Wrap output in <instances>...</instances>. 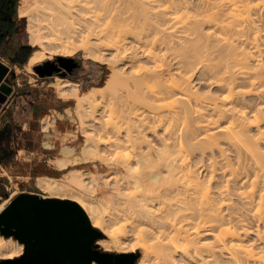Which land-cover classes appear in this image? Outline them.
<instances>
[{
  "label": "bare ground",
  "instance_id": "1",
  "mask_svg": "<svg viewBox=\"0 0 264 264\" xmlns=\"http://www.w3.org/2000/svg\"><path fill=\"white\" fill-rule=\"evenodd\" d=\"M107 1L18 0L17 6L18 16L26 22L28 43L34 47L25 67L30 68L44 59L46 51L71 55L81 50L88 57L103 60L100 48H105L108 43L109 48H106L114 49L112 62L126 58L132 68L128 74L113 67L108 81L118 78L131 83L154 118L152 125L138 129L135 134L140 135L147 128L155 132L162 127L161 136L158 134L161 145L157 155L154 158L148 152L138 155L140 163L148 168L143 177L144 184H157L160 192L174 201L172 215L158 216L149 202L126 210L124 219L126 221L129 216L127 221L131 223L127 232L133 235L137 232V236L132 243L128 233L131 243H125L122 239L127 236L126 229L114 230L117 227L123 229L119 224L124 227L125 221L116 222V227L110 225L97 198L73 192L71 199L84 209L91 224L107 236L98 239L97 243L105 250L115 249L119 253L139 247L141 254L136 264H264V154L259 148L264 140V41L261 40L264 34L261 37L259 25L256 33L251 32L256 30L251 17L264 7V2ZM99 2L107 11L102 20L98 17ZM249 28L252 29L250 32ZM148 31L153 32L151 40ZM241 32L255 33L250 37L244 34L248 38H244V43L250 48L244 45ZM232 34L237 36L234 40L242 42L246 48H240L242 43H233L231 38L235 36ZM91 36L105 45L98 49L99 43L92 44ZM129 37L134 44H129ZM205 38L212 42H206L210 47L206 48V54L215 52L216 55L210 53V62L201 67L210 66L203 70L211 69L206 70L211 74L207 76L211 79L208 84L221 89L218 96L200 95L191 84L194 72L189 69L195 67L193 65H202L200 59L207 56L205 51L204 55L202 53L206 46L198 45L200 40V43L203 41L201 44H206ZM144 39L148 43H143ZM214 44L216 47L212 48ZM197 46L203 49L201 53ZM137 47H143L138 50H142L141 54L151 65L139 63L141 54ZM211 48L215 51H209ZM193 54L201 58L197 59ZM215 56L218 58H212ZM190 57L198 64L189 60ZM206 61L201 62L206 64ZM57 80V89L72 85L70 80ZM149 80L152 82L147 83ZM163 100L166 101L162 103ZM81 105L82 101L77 98V107ZM48 119L47 124L50 123ZM254 125L261 126H258L257 134L252 135L249 131ZM127 136L132 138L134 135ZM92 145L89 137L78 153L69 144L62 147L61 153L76 155L71 162H81ZM194 158L206 161L207 170H204L207 174L202 176L205 179L196 173L198 165H194ZM200 162L195 164L201 166ZM57 163L59 167L67 165L62 159ZM75 170L78 168L71 169L69 181L80 184ZM36 186L56 196L66 190L64 184L49 177L37 178ZM10 188L8 196L0 200V211L19 192L16 183ZM130 216L136 222L134 226ZM21 252L22 244L12 237L0 235V258H12Z\"/></svg>",
  "mask_w": 264,
  "mask_h": 264
},
{
  "label": "rangeland",
  "instance_id": "2",
  "mask_svg": "<svg viewBox=\"0 0 264 264\" xmlns=\"http://www.w3.org/2000/svg\"><path fill=\"white\" fill-rule=\"evenodd\" d=\"M109 1L111 2L112 0H108L107 2ZM256 1H259L258 3L264 2V0H255V2ZM101 3L102 2H99L98 4V9L100 12L98 11V9L97 12H99L98 17H100V19L102 20L106 17L103 14H106L107 11L106 9L101 7ZM162 4L165 5L164 2ZM263 6L261 5V7ZM162 7L164 8V6ZM263 8H260L261 10L258 11L254 17H251L254 19V21H251V23L252 22L254 23L253 28H255L256 30L251 31L252 29L250 28L248 29L249 32L251 31L256 33L257 29L259 28L261 30L260 31L261 37L264 36V35L262 36V34H264V32L262 33V30L264 29H261L264 27V25H262V23H264L263 21L264 17H259V16L260 15L264 16ZM259 13L260 15L258 16L257 14ZM260 18H262V20ZM256 23L257 25H255ZM25 24H26L25 20L19 17L18 30H19L20 40H22L25 43H28ZM250 24L249 27L251 26ZM203 31H205V29ZM149 32L150 31H148V33ZM249 32L240 33V36L243 34L241 36L243 37L242 41L244 40V38L245 40L247 38L244 37L245 36L244 34H248V36L250 37L251 33L249 34ZM152 33L153 32L151 31V33H149V36ZM227 34L229 33L227 32ZM253 34H251V36ZM232 35L235 36L234 38H231L234 40L237 36L235 34ZM150 38L151 36L149 37V39ZM206 38L208 39V37ZM203 39L204 38H202L201 40ZM207 39L204 41L205 43L206 42L212 43L209 42ZM210 39H213V37ZM245 40L243 41V43L245 42ZM249 40L252 41V39ZM261 40L264 41V39ZM91 41L93 42L92 44L96 42L99 43L98 44L99 47L96 46L98 49L104 44L101 43L102 44L101 45L100 40H96V38L92 36H91ZM102 41L107 43V41L104 40ZM128 41L129 44H134L131 37L128 38ZM200 41L198 45H201V47L207 45V43L201 44L203 43V41L201 43ZM234 41L235 42L233 43H237L240 45L242 43V42L240 43L239 41L236 42L237 40ZM145 42L146 39H144L143 43ZM214 42L215 41H213V43ZM146 43H148V41ZM243 43L241 46L239 45L240 48L247 44L244 43L243 45ZM107 46L108 43L107 45H105V48L104 47L100 48V52L104 58L103 60L96 59L91 56L88 57L81 50H77L71 55H63L60 53L49 54V51H46L47 56L44 59H51L52 61L58 63L57 71L53 72L51 77H45L43 79L39 78L32 69V66H34L35 64L32 65L30 68L26 67L30 75H32L30 76L32 83H37L38 85L36 86L38 87L37 89H39V87H41L40 89H42V87H46L47 82H51V85L47 89V93L51 95V98L54 99V101L57 103L56 110L55 111L52 109L46 110L43 112L42 115V119L50 118V117L53 118V122L49 131L50 135L48 137L45 136L44 132H42L41 129L38 130V126L42 124V119H40L39 122L38 117H36L35 121L30 124L32 130H35V132L37 133L36 136L37 141L40 140L41 142L40 147L41 148L43 147L46 150L41 152L42 155L41 154L20 155L19 158L13 163L11 167L4 170V173L8 180L5 187L8 191V194L10 192L11 189L10 187L12 186V184L16 183L17 187L19 188L18 193L22 191L35 192L40 195L42 194V196L71 199L73 197L72 193L77 192L83 197H95L102 204L101 205L103 211L102 214L104 215L105 220L111 221V223L109 224L110 225L113 224V226L115 225L116 222L123 223L125 221L126 218L124 217V213L126 212V210L137 208V204H141L143 202L152 203L153 208L157 213V215L165 218L170 213L172 215L173 213L172 208H175L174 205L175 203L173 200H171V198L166 197L167 195H164L160 192L159 186H157V184H144L143 177L144 174L148 171V168L140 163L139 155H138V153H145V152H148V154L152 155L153 158L155 157L154 155H157V149H159V146L161 145L159 140L160 137L158 136V134L161 136L162 127L157 128L155 132L147 128L140 135L135 134L138 129H142V127H149L150 125H152L154 118L150 111V108L143 102L142 97L135 92L134 87L131 83H127L126 81H122L121 79L118 80V78H116L114 81L111 82L108 81L110 75L114 70L113 67L119 69L121 68V70H124V72L128 74H129V70L132 71V68L130 69L131 66H128L129 64L126 63L125 61L126 58H122L123 60L121 59L122 61H118L119 63L118 62L113 63L111 54L114 52V49L113 48L107 49L109 48ZM143 47H141L142 50ZM201 47L200 48L198 47L199 50H201L200 53L203 50L201 49ZM214 47H216V45L213 46L212 48ZM246 47L250 48V46L247 45ZM141 48L137 47V51L140 54L142 50H138V49ZM145 48L147 47H144V49ZM206 48L209 49L210 47L206 46L204 48L205 50H203L202 53L204 55V51H205V55L207 56L201 55L202 58L206 57L204 58L208 61V62L206 61V64L204 62H201L204 59H202L201 57H196L199 56L198 55L200 54L198 53L199 51H197L198 54L194 52V54L195 53L197 54L196 56L193 54V57H196L197 59L201 58L200 59L201 61L199 63H201L202 65L191 64L195 66L192 67V69H189V71L192 70L194 72L192 75L193 82L191 84H193V90L194 91L197 90V92L199 91L198 93L200 95L202 93L203 95L206 93L204 96L210 94L213 96H215L216 94L218 96L221 89L215 85L213 86V84H211L212 86L208 84V80H211L210 78L207 77L209 73L206 72L207 69L205 71L203 70L210 66L203 68L201 67L207 65L210 62L209 61L210 59L208 58H210L209 54L211 52H209V54H206L207 53ZM212 48L209 51H215ZM126 54L129 53L126 51ZM212 55H216V53L215 52L214 54L211 53V56ZM139 56L141 59L139 63L144 62L146 66L151 65V62L148 59H146L144 55L141 54ZM142 57L145 58L146 60L143 59ZM193 57H190L189 60H192L191 58ZM216 57L217 56L212 58H216ZM168 60H170V58H168ZM194 61L195 59L192 60V62ZM211 61H213V59ZM146 62L150 64H146ZM196 62H194V64H198ZM218 62L219 59L216 60V64ZM212 64L215 63L212 62ZM172 67L174 69L175 64ZM209 71H211V69ZM57 78H60L61 81L70 80L72 85L70 87L57 89L55 87V83L58 81ZM41 80L45 81L43 86H40ZM149 82L152 81L149 80L147 83ZM142 86L146 88L144 84H142ZM50 89L55 90L56 93H58V95L63 100H57V99L55 100V96L52 95ZM74 93L76 94V96L74 95ZM67 98H71V99H67ZM77 98H80V100L82 101V105L80 107H77ZM47 100L48 97L45 99V102H47ZM164 101L166 100H163L162 103H164ZM11 104H13V101L12 98L9 97L8 107H11ZM5 106L6 104L4 105V107ZM37 116H39L38 113ZM258 126L257 127L255 125L252 126L249 132H251V134L253 132L252 135L257 134L256 132L259 129ZM128 134H133L134 136L132 138H129L127 136ZM89 137L93 145L90 147L91 151L87 153V155H85V159H84V161L85 160L90 161L89 163L77 165V166H72L70 164L67 169H59L56 166L54 161L57 158L64 157L63 153H61V147L63 145L65 144L72 145L75 149V153H78L82 143H84V140ZM23 138L32 139V135H27V136L25 135ZM45 142H48L50 144V147H47L44 144ZM263 142L260 143L261 145L259 148L260 151H262V153L264 154V144H262ZM194 155H200V154L195 153ZM195 158L198 157L196 156ZM195 158L194 160H196ZM197 161L198 162L201 161L200 163L202 164L203 160L200 161L196 160V162ZM68 162L71 163V161ZM195 163H194L195 166L198 165L196 167L198 169L196 173L199 175L201 179H205L204 177L207 174L206 171L207 165L205 164L206 161L205 160L203 161L204 163L202 164L204 166L203 168L202 165L199 166V163L197 164ZM75 168H78V170L77 171L75 170L74 172L78 174V179H81L80 184L78 183L76 184V181L75 182L69 181V175L71 173L70 169H75ZM130 168H132L131 170H133V172L131 171L132 173L131 175L129 174ZM39 177L54 178L56 181L64 184L66 190L62 194H60V196L51 195L49 192L45 190H40V188L36 186V181L37 178ZM127 215L128 214H126L125 216ZM131 217L132 216H130V220ZM127 218L129 219V216ZM126 221L124 222V227L122 226L123 224H119V227L120 228L122 227L123 229H118L117 227L114 228V230L116 229L118 231L119 230L122 231L126 229L124 230V232H126L125 234L127 236L123 237L122 240L125 243L126 242L134 243L135 241L133 238L136 239L137 232L136 234L134 233V235L133 233H130V231L127 232L128 229L131 228V226L129 225L131 223L127 221L128 222L127 224ZM131 222L133 223L132 226H134V223H136L133 222L132 220ZM96 228L102 233L101 237L98 239L107 238V236L102 232L100 228L98 227ZM133 229L134 228H132V230ZM137 229L134 230L137 231ZM128 233H130V236L128 235ZM128 236L131 237L132 240L129 238L131 242H129ZM253 237H249V238H253ZM98 239H96L94 243L99 250L108 251L112 253H119L115 249L105 250L97 243ZM131 252L136 255L133 262V264H136L138 257L141 254V249L136 246Z\"/></svg>",
  "mask_w": 264,
  "mask_h": 264
},
{
  "label": "water",
  "instance_id": "3",
  "mask_svg": "<svg viewBox=\"0 0 264 264\" xmlns=\"http://www.w3.org/2000/svg\"><path fill=\"white\" fill-rule=\"evenodd\" d=\"M33 69L39 75L57 71L51 62ZM8 71L0 62V106L11 92L3 81ZM0 235L22 244L19 255L0 264H133L136 256L99 250L94 241L102 233L76 201L35 192L18 193L0 211Z\"/></svg>",
  "mask_w": 264,
  "mask_h": 264
},
{
  "label": "crops",
  "instance_id": "4",
  "mask_svg": "<svg viewBox=\"0 0 264 264\" xmlns=\"http://www.w3.org/2000/svg\"><path fill=\"white\" fill-rule=\"evenodd\" d=\"M17 5L18 0L15 2V7L11 5L5 14L0 15V62L9 69L3 81L11 87V92L7 96V101L5 103L6 106L4 107L5 104L0 106V131L5 128L7 133L5 138H0V155H10L9 160L5 164L0 163V177L5 178L7 177L4 170L11 167L20 155H42L41 152L46 150L40 147L41 142L40 140L37 141V133L35 130H32L30 124L35 121L36 117H38V121L40 122L44 111L51 109L55 111L57 104L54 99L51 98V95L47 93V89L51 85V82H47L46 87H42V89L39 87V89H37V83H32L30 77L32 75H30L25 67L34 48L30 44L20 40ZM27 47L32 48L29 54L27 52ZM21 59H23V62L20 61ZM47 62H51L58 67L57 62L51 59H43L32 66V69L38 65L43 66ZM33 71L41 79L52 76V74L39 75L34 69ZM44 82L45 81L41 80L40 86H43ZM50 91L52 95L55 96V100H63L55 90L50 89ZM9 97H11L13 101L11 107H8ZM47 97L48 100L45 102ZM37 113L39 116H37ZM47 119L48 118H43L42 124L38 126V130L41 129L46 137L50 135L49 131L53 122V119L50 117L48 119L50 123L47 124ZM25 135H32V139H24L23 137ZM46 143L48 142L44 144L50 147V145ZM63 156L65 159L61 157L54 161L59 169H67L70 164L72 166H77L90 162L82 160L77 163H69L68 161L73 160L76 155ZM59 159L66 161L67 165L65 167H59L57 163Z\"/></svg>",
  "mask_w": 264,
  "mask_h": 264
},
{
  "label": "trees",
  "instance_id": "5",
  "mask_svg": "<svg viewBox=\"0 0 264 264\" xmlns=\"http://www.w3.org/2000/svg\"><path fill=\"white\" fill-rule=\"evenodd\" d=\"M31 51H32V48L27 47L28 54ZM20 61L23 62V59H21ZM6 135H7L6 129L4 128L0 131V138L3 139L5 138ZM9 158H10V155H0V163L5 164L9 160ZM7 182H8L7 178L0 177V200L8 196V191L5 187Z\"/></svg>",
  "mask_w": 264,
  "mask_h": 264
},
{
  "label": "flooded vegetation",
  "instance_id": "6",
  "mask_svg": "<svg viewBox=\"0 0 264 264\" xmlns=\"http://www.w3.org/2000/svg\"><path fill=\"white\" fill-rule=\"evenodd\" d=\"M15 2L16 0H0V15L5 14L11 5L15 7Z\"/></svg>",
  "mask_w": 264,
  "mask_h": 264
},
{
  "label": "built area",
  "instance_id": "7",
  "mask_svg": "<svg viewBox=\"0 0 264 264\" xmlns=\"http://www.w3.org/2000/svg\"><path fill=\"white\" fill-rule=\"evenodd\" d=\"M6 101H7V98H6ZM6 101H5L3 104H5V103H6ZM3 104H2V105H3Z\"/></svg>",
  "mask_w": 264,
  "mask_h": 264
}]
</instances>
